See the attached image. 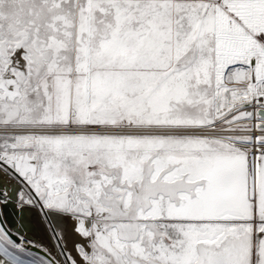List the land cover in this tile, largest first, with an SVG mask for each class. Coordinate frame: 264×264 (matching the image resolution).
Instances as JSON below:
<instances>
[{
  "label": "snow or ice",
  "instance_id": "1",
  "mask_svg": "<svg viewBox=\"0 0 264 264\" xmlns=\"http://www.w3.org/2000/svg\"><path fill=\"white\" fill-rule=\"evenodd\" d=\"M9 205L0 264H264V0H0Z\"/></svg>",
  "mask_w": 264,
  "mask_h": 264
},
{
  "label": "bare ground",
  "instance_id": "2",
  "mask_svg": "<svg viewBox=\"0 0 264 264\" xmlns=\"http://www.w3.org/2000/svg\"><path fill=\"white\" fill-rule=\"evenodd\" d=\"M2 207V206H0ZM7 214H2L3 219L9 222V227L13 224L16 225L24 234L31 236L33 235L31 213L21 211L19 208L9 205L6 208Z\"/></svg>",
  "mask_w": 264,
  "mask_h": 264
},
{
  "label": "water",
  "instance_id": "3",
  "mask_svg": "<svg viewBox=\"0 0 264 264\" xmlns=\"http://www.w3.org/2000/svg\"><path fill=\"white\" fill-rule=\"evenodd\" d=\"M3 213H5V215L7 214V212H6V208H4V207H0V214H3ZM0 219H3V217H2V215H0ZM22 232V231H21ZM26 235V234H25Z\"/></svg>",
  "mask_w": 264,
  "mask_h": 264
}]
</instances>
